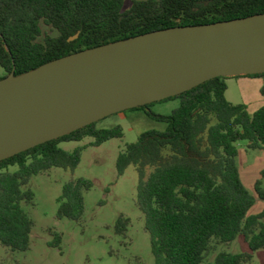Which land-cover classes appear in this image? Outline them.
Listing matches in <instances>:
<instances>
[{"label": "trees", "instance_id": "16d2710c", "mask_svg": "<svg viewBox=\"0 0 264 264\" xmlns=\"http://www.w3.org/2000/svg\"><path fill=\"white\" fill-rule=\"evenodd\" d=\"M258 14H264V0H132L127 10L124 0H0V67L4 78L13 68L18 76L50 61L146 33ZM243 77L260 79L264 98V74ZM227 79L214 78L160 101L179 100L168 116L149 111L153 103L127 110L165 124L162 132L140 134L116 159L118 177L129 166L138 175L136 206L154 264H246L252 253L264 250V210L247 217L255 199L243 186L235 163L239 141H246L248 150L264 149V106L250 115L245 105L228 102ZM97 123L0 162L2 247L29 250L33 222L22 204L32 205L34 195L22 188L30 179L53 168L74 170L80 163L82 148L69 153L59 148L60 143L92 138L90 146L97 147L123 137L121 126L98 128ZM10 167L16 170L10 172ZM91 187L84 178L65 183L56 218L82 221L84 193ZM254 190L264 200L260 182ZM128 225L120 215L115 234L124 237ZM239 235L250 253L220 252L213 262H205L213 242L229 243ZM52 237L49 246L58 248L61 236Z\"/></svg>", "mask_w": 264, "mask_h": 264}, {"label": "water", "instance_id": "95a60500", "mask_svg": "<svg viewBox=\"0 0 264 264\" xmlns=\"http://www.w3.org/2000/svg\"><path fill=\"white\" fill-rule=\"evenodd\" d=\"M258 74L264 14L146 33L18 76L13 68L0 79V162L214 78Z\"/></svg>", "mask_w": 264, "mask_h": 264}, {"label": "rangeland", "instance_id": "374dc122", "mask_svg": "<svg viewBox=\"0 0 264 264\" xmlns=\"http://www.w3.org/2000/svg\"><path fill=\"white\" fill-rule=\"evenodd\" d=\"M132 0H124V10ZM43 31L56 36L47 27ZM5 76L0 67V79ZM225 98L231 104H242L251 115L264 106L259 91L260 79L232 77L226 80ZM179 100L155 102L149 111L155 115L168 116L178 108ZM121 126L123 137L109 140L93 147L92 138L79 142H62L59 148L73 152L82 148L80 163L74 170L50 169L33 176L23 190H31L33 204H22L23 210L33 222L30 246L26 252H11L0 245V264H154L150 250L149 236L144 230L143 216L136 206L138 175L129 166L121 177L117 176L116 159L124 148L135 143L140 134L147 131L162 132L165 124L146 117L141 111H124L109 116L97 123L98 128ZM246 141L236 143L235 163L240 180L254 197L253 206L247 217L256 216L264 210V200L257 197L254 186L260 182L264 187V149L248 150ZM16 167H10L14 172ZM150 170H147L149 173ZM84 178L92 184L84 193V216L82 221L56 218L58 200L62 188L70 180ZM122 215L129 220L126 235L115 234V224ZM52 233L61 236L58 248H52ZM220 252L229 254L250 253L241 235L229 243L213 242L205 262H213ZM246 264H264V250L252 253V260Z\"/></svg>", "mask_w": 264, "mask_h": 264}]
</instances>
